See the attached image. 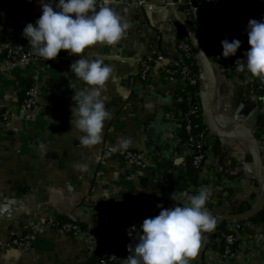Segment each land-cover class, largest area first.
Returning <instances> with one entry per match:
<instances>
[{
	"label": "crops",
	"instance_id": "crops-1",
	"mask_svg": "<svg viewBox=\"0 0 264 264\" xmlns=\"http://www.w3.org/2000/svg\"><path fill=\"white\" fill-rule=\"evenodd\" d=\"M137 1L152 4L139 7ZM167 2L111 3L128 25L123 39L115 46L97 45L85 54L89 60H102L112 68L114 76L102 93L112 119L106 121L98 145L82 146L78 142L81 134L72 129L73 96L87 87L71 73L70 65L79 57L62 51L48 63L28 62L5 69L0 63V197H23L17 196V185L22 183L29 189L25 196L36 199L15 216L0 214V264H85L92 257L90 247L100 228L119 241L136 245L143 221L159 215L157 205L175 206L171 199L174 192L197 194L200 178L196 185L188 174L185 149L180 136H176L177 124L168 118L175 97L172 86L159 72L141 86L135 76L138 64L154 49L166 57V65L177 62L174 28L178 25L183 29L174 20ZM41 14L40 0H0V54L7 47L22 45L23 29L29 23L35 24ZM189 27L193 31L190 23ZM198 63L204 77L201 101L205 123L212 86L208 72L199 60ZM234 85L217 78L215 115L211 120L221 134L227 131L225 118H232L233 109L243 99V92ZM30 88L37 91V104L33 113L26 114L22 110L23 94ZM3 113L13 116L7 125L3 123ZM255 115L258 116L254 111L247 115L244 125L235 124L234 131L248 134V124L254 125ZM125 142L127 147H122ZM221 146L226 157L221 162L216 154L221 172L234 160L255 179L257 163L252 143L221 140ZM130 148L144 157L143 168L126 165L124 152ZM230 179L234 181L235 176ZM213 197L219 198L220 194L213 193ZM185 200L186 197L178 202ZM260 201L257 182L254 184L247 177L238 189L230 190L227 202L208 204L207 208L216 219L237 215L235 210L244 203L254 209ZM44 214L46 217L38 220ZM58 215L79 222L83 231L68 234L52 226L48 219ZM247 221L216 223L215 229L222 223H228L227 229L235 224L242 233L237 242L238 254L226 256L219 242L210 240L204 251L199 248L190 263L264 264V244L247 250L249 241H243V234L249 236L259 230ZM28 224L32 226V250L26 253L8 247L10 229Z\"/></svg>",
	"mask_w": 264,
	"mask_h": 264
},
{
	"label": "built area",
	"instance_id": "built-area-1",
	"mask_svg": "<svg viewBox=\"0 0 264 264\" xmlns=\"http://www.w3.org/2000/svg\"><path fill=\"white\" fill-rule=\"evenodd\" d=\"M127 1L128 0H112V3H127ZM137 4L139 7H143L152 3L148 1H137ZM102 5L103 0H98V7ZM175 6L181 18L184 19L188 25L189 23L192 25L198 43L210 60L216 77L219 80L222 78L223 80H229V83L233 82L235 84L234 87L237 86V88L243 92V99L232 112L234 123L236 125H244V121L247 123V116L243 115V111L246 107H251L260 117V125L258 124L252 129L253 124H248V128L249 133L257 140L264 167V81L252 77L247 71L244 73L236 71V61L238 59H246L244 53L250 48L246 31L248 22L250 19L264 21V5H261L260 0H181L178 2L175 1ZM174 30L177 36V51L180 61L178 60L175 64L170 66L166 65V57L161 52H158V50H152L141 63L138 64L135 70V76L139 86H141L142 83H147L152 74L157 72L163 75L172 86L174 95L177 89L183 90L187 86H196L199 82L200 86L202 85L204 77L201 73L193 74L188 69L182 68L181 76L178 77L176 72L173 71V69L180 67L181 60L184 58L189 59L194 57V59L198 61L197 56L195 54L192 55L194 49L187 36L179 40V35L182 31L178 25H175ZM224 39H228L229 41L239 39L242 42V46L236 56L229 58L223 57L221 41ZM28 62L48 63L51 61H45L43 58L35 55L30 44H28V48L24 47V45L7 47L3 50L2 54H0V63L3 69ZM190 96L191 95H189V97ZM182 101V98L179 99L176 98V96L174 97L168 118L177 124L178 130L176 136H180L183 132L189 135L188 141L183 144L185 149V160L191 159L193 167L199 172L201 181L199 189L201 187H207L211 190L212 197L208 204H215L216 206L220 201L227 202L230 197V190L238 189L244 178L249 177L254 184L256 180L253 176L248 175L247 172H243V168L239 162H237L235 167L229 162L227 170L221 172L215 153V146L218 142L217 138L214 137L210 131L195 134V130L198 126L193 124L191 117H198L200 108L199 106L191 107L189 114L178 113L174 106ZM36 104L37 91L34 88H30L26 91L22 101L23 112L26 114L33 113ZM2 120L3 123L7 125L13 120V116L10 113H3ZM124 159L126 165L130 168L141 169L145 166L144 157L133 148L127 149L124 152ZM231 175L235 176V179H233L234 181H231ZM213 193L220 194V197H213ZM41 213H44V211ZM45 217V214L39 215L38 220H42ZM48 222L54 227L61 228L68 234H79L81 232L79 225L61 223L58 221L57 217L48 219ZM251 227L254 229L258 228L262 233L256 230V232H251L249 236L243 234V241H249L250 247L246 245L247 250L252 249L254 246L258 247L261 242L264 244L263 223L257 225L253 224ZM217 229L218 228L210 232L202 233L200 247L203 251L206 249V245L210 243V240L219 243L222 242L219 238H212L219 232ZM228 231L230 234L226 235L222 233L221 235L225 239L226 244L232 247L242 239V233L240 231L238 232L235 224L231 225ZM103 233L107 234L105 228H103ZM98 234L99 231L90 247L91 256L98 254L106 257V260L103 261L102 264H115L118 261L119 255L126 251V246L117 239H114L109 244H104L103 237L100 235L98 236ZM7 245L11 249H19L29 253L32 250V226L28 224L21 227H12L8 234ZM244 249V246L242 249L240 248V253L243 252ZM238 253L239 249L236 250L235 253L227 249L225 255L231 256Z\"/></svg>",
	"mask_w": 264,
	"mask_h": 264
},
{
	"label": "clouds",
	"instance_id": "clouds-1",
	"mask_svg": "<svg viewBox=\"0 0 264 264\" xmlns=\"http://www.w3.org/2000/svg\"><path fill=\"white\" fill-rule=\"evenodd\" d=\"M40 2L41 16L35 24H27L22 35L34 54L45 61L57 59L62 51L79 57L70 65L71 73L87 87L73 96L72 129L81 134L78 142L82 146L98 145L106 121L112 119L102 93L114 76L112 68L102 60H89L85 54L97 45H117L128 25L111 7L112 0H103L100 7L98 0ZM246 31L250 48L244 53L246 59L236 61V71H247L264 81V21L250 19ZM221 44L224 58L236 56L242 46L239 39H224ZM122 147H127V143ZM184 197L186 200L179 203ZM211 197L207 187H201L195 195L174 192L171 199L175 206L157 205L159 215L143 221L138 243L134 248L129 245V255L122 259V264H190L201 246V233L216 227V219L207 208Z\"/></svg>",
	"mask_w": 264,
	"mask_h": 264
},
{
	"label": "trees",
	"instance_id": "trees-1",
	"mask_svg": "<svg viewBox=\"0 0 264 264\" xmlns=\"http://www.w3.org/2000/svg\"><path fill=\"white\" fill-rule=\"evenodd\" d=\"M261 5H264V0H260ZM182 32L179 35V40H182L185 38V34L183 32V30H181ZM22 45H24V47L28 48V41L23 38L22 40ZM194 51V50H193ZM195 54V51L192 53V55ZM196 55V54H195ZM180 58H176V61H178ZM180 61V60H179ZM176 63V62H175ZM174 63V64H175ZM170 66V65H169ZM182 68L184 69H188L189 71H191L193 74H198L200 73V66L199 63L196 59H194V57H191L189 59H182L181 63H180V67L173 69V71L176 72V75L178 77L181 76V70ZM26 93V91H25ZM25 93L23 94V99L25 97ZM189 95H191L189 97ZM175 96L176 98H182V102L176 104L174 106L175 110L178 113L181 114H189L191 107H195V106H199L200 111H199V116L198 117H191L193 120V124L197 125L198 128L195 130V134H200V133H206L208 132V128L204 123V108L202 106V101H201V86H200V82L197 83L196 86H187L185 87V89H177L175 91ZM261 124V122H260ZM259 124V125H260ZM189 139V135L186 132H183L180 134V140L181 142L184 144L186 141H188ZM218 142L215 146V153L217 154L218 158L220 157L221 162L226 160L225 154H224V149L221 146V140L218 139ZM187 165V170H188V174L191 176V178L194 180V182L196 183V185L199 184V172L193 167L192 164V160L188 159L186 162ZM237 165V163L233 160V164L232 166L235 167ZM17 196H25L27 194H29V189L26 188L24 185H22V183H18L17 185ZM254 198V197H253ZM252 210V206L249 203H244L242 204L239 208H237L235 210V214H244L247 212H250ZM58 221H60L61 223H70V224H76L80 226L81 231H83L84 226L81 225L79 222H75L72 221L70 219H68L65 216H57ZM248 222V221H247ZM249 222H252L254 224H259V223H263L264 225V210L258 214L257 216H255L254 218L250 219ZM227 224L228 223H222L221 225H219L217 231H219L218 233H216L212 238L214 239H221L222 242L219 243L220 246L222 247V253H225L227 249H230L232 253H235L236 250L238 249V243H236L234 246L230 247L226 244L225 239L222 237V233L223 234H230V232L227 229ZM99 234L98 236H102L103 240H104V244H109L111 243L114 239V237H112L109 234H104L102 231V228H100L99 230ZM118 240V239H117ZM119 241V240H118ZM120 243H122L124 246H126V251L123 252L122 254L119 255L118 257V261L115 264H122V259L127 258V256L129 255V251H128V247L129 245H132L130 243L127 242H122L119 241ZM133 248L135 247V245H132ZM106 260V257L101 256V255H93L91 257V259H89V261H87V264H102L103 261ZM191 264V263H190Z\"/></svg>",
	"mask_w": 264,
	"mask_h": 264
},
{
	"label": "water",
	"instance_id": "water-1",
	"mask_svg": "<svg viewBox=\"0 0 264 264\" xmlns=\"http://www.w3.org/2000/svg\"><path fill=\"white\" fill-rule=\"evenodd\" d=\"M168 5H169V9L173 15L174 20L182 27V29L184 30V32L187 34L189 41L195 51V54L199 60V62H201L203 68L205 69V71L208 72L209 76H210V80H211V86H212V95L209 98L208 104L206 105V109H205V125L207 126L208 130L212 133V135L220 140L223 141H239V140H244V141H248L250 143H252V145L255 148V152H256V174H254L255 176V180L259 186V190L261 193V201L259 202V204L257 205V207H255L253 210H251L250 212L244 213V214H237V215H229V216H223V217H218L216 218V223H220V222H229V221H247L250 220L252 218H254L255 216H257L258 214H260L263 210H264V167H263V160H262V155L259 149V145L257 143V140L255 139V137H253L250 133L246 134V135H240L237 134L234 130H235V123L233 121L232 118H225V120L227 121L226 127H227V131L226 134H221L219 132L216 131V129L214 128L213 124H212V114L215 115L213 113V107H214V103H215V98H216V94H217V77L216 74L212 68L211 62L208 59V57L206 56V54L204 53V51L201 49L198 40L196 38L195 33L192 31V29L189 27V25L181 18V16L179 15L176 6H175V0H168ZM224 109H221V111ZM251 112H253V109L251 107H246L243 111V115L247 116L249 115ZM224 120V121H225ZM258 124V116L255 115L254 117V125L252 127V129H254ZM34 199L32 196H23L20 198H15V199H11V198H1L0 197V214L1 215H5V216H15L21 212H23L25 209H27L28 207L32 206L34 203ZM202 235V233H201Z\"/></svg>",
	"mask_w": 264,
	"mask_h": 264
},
{
	"label": "rangeland",
	"instance_id": "rangeland-1",
	"mask_svg": "<svg viewBox=\"0 0 264 264\" xmlns=\"http://www.w3.org/2000/svg\"><path fill=\"white\" fill-rule=\"evenodd\" d=\"M244 223H246V222H244Z\"/></svg>",
	"mask_w": 264,
	"mask_h": 264
}]
</instances>
